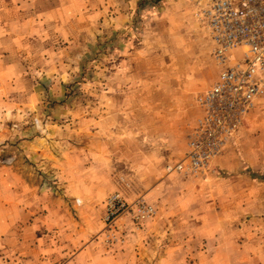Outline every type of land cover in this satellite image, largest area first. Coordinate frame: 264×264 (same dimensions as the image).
Wrapping results in <instances>:
<instances>
[{
    "label": "rangeland",
    "instance_id": "rangeland-1",
    "mask_svg": "<svg viewBox=\"0 0 264 264\" xmlns=\"http://www.w3.org/2000/svg\"><path fill=\"white\" fill-rule=\"evenodd\" d=\"M110 1L108 17L114 27L118 10L113 6L124 0ZM125 2L134 4V8L122 12L128 20L121 27L114 28L111 35L99 31L96 42L81 41L75 58L67 55L63 59L79 68H47L48 72L39 75L34 72L35 88L30 92L25 89L22 99L11 97L9 109L0 104V212L10 211V249L0 248V264H198L200 260L207 264H264V91L240 130L248 144L244 149L233 144L221 157L246 166L247 153L253 164L242 170L221 167V178L230 182L239 179L240 192L237 206L234 202L224 210L222 224L216 212L220 210L218 200L206 194L210 188L202 189L201 185L214 173L201 178L174 172L171 184L161 192L166 199H158L162 210L149 194L154 180L169 177L165 169L156 179L152 174L157 170L111 169L108 184L97 174L102 173L100 170H95V179H87L93 170H85L82 182L71 180L72 170H66L64 175L70 180L61 179L56 164L65 153L72 154V147L85 144V138L73 135L86 134L94 117L102 114V99L108 91L106 67L120 51L138 46L142 60L148 54L157 62L151 75L141 68L134 82L125 78L124 89L113 94L116 98L133 96L137 102L121 106L125 109L121 122L125 136L134 128L150 130L158 117L162 124L159 128L164 129L167 119L163 118L167 116L157 113L165 111L148 97L176 98L171 89L173 69L183 68L190 59L197 58L200 63L206 51L215 62L213 43L195 16L196 0ZM212 77V67L205 66L201 85L206 87ZM22 91L18 89L16 95ZM201 91L185 95L189 97L186 105L191 104L190 98L193 103ZM2 111L8 117L4 118ZM99 117L98 120L102 118ZM95 124L101 128V122ZM8 130L10 137L2 136ZM28 147L37 149L40 155L29 156ZM8 173L9 185L3 179ZM137 174L144 179H137ZM135 185L143 192L137 189L139 195H126L125 190H133ZM115 192L130 201L144 198L154 203L157 214L152 222L141 226L129 216L122 217L117 226L120 238L108 241L107 201ZM199 192L206 197L204 202L196 201L202 204L201 210L192 201V194L198 197ZM166 193L171 195L167 197ZM159 208L162 215L158 214ZM204 215L207 218L201 217Z\"/></svg>",
    "mask_w": 264,
    "mask_h": 264
},
{
    "label": "crops",
    "instance_id": "crops-1",
    "mask_svg": "<svg viewBox=\"0 0 264 264\" xmlns=\"http://www.w3.org/2000/svg\"><path fill=\"white\" fill-rule=\"evenodd\" d=\"M113 8L118 10V14L113 19L117 24L111 27L112 19L108 17V12L111 10L110 0H0V104L8 106L5 108L9 109L11 97L22 99L25 96V89L30 92L31 88H35L36 77L34 76L36 74L34 72L39 75L45 71L48 72L47 68H79L78 64L73 67L72 62V64L64 63L63 59L67 55L75 58L76 55L74 54L77 53L78 49L77 44H80L81 41H88L93 44L96 42L99 33L111 35L114 28L121 27L128 20V15H124L122 12L134 8V4L126 3L124 0L119 1L118 5L113 6ZM139 51L138 46L133 47L132 50L130 48L124 53L120 51L115 56V61L109 60L106 67L109 68L108 81L105 84L108 91L102 99V114H97V117H94L92 128L86 134L73 135L71 132V136L85 138V144L72 147V154L65 153L59 160L60 163L57 162L56 167L60 169L61 179L70 180V177L64 176L66 170H72L70 175L73 182H82L83 179H86V171L91 170L93 171L87 176V179H95V170H100L102 173L97 174H101L103 181L108 184V181H111V169L122 170L124 168L157 170V174H152L156 179V177H160L161 170L165 169L166 171L167 165L174 164L175 161L178 162L185 156L188 128L190 129L200 110L195 98H193V103L190 98L191 104L187 103L186 105L185 101L189 100V97L184 98V96L191 94L193 90L201 89V92H204L211 87L218 78L217 65L213 62L209 51H206L205 58L201 61L203 64L195 58L190 59L188 63L186 61L183 68L173 69L171 79L174 86L171 89H173L172 92L174 91L173 95H177L176 98L160 97L159 95L148 97L150 102L158 105V108L159 106L162 107V110L165 111L162 113L158 110L157 113L158 116L162 114L167 116L163 118L164 120L167 119L164 129L159 128L162 124L161 121L158 122L159 117L157 116L158 120L150 130L134 128L125 136L121 125L122 120H124L125 109L121 106L137 104V102L133 96L116 98L113 94L124 89L125 78L134 82L138 76L137 71L140 73L141 68L145 69L147 75H151V71L154 72L155 69L152 70V68H157V62L154 63L150 55L147 54V58L142 60L143 56ZM182 58L185 57L182 56ZM205 66L212 67L214 77L211 81H207L206 87H203L200 82ZM18 89L23 91L17 96ZM12 90H15V93ZM139 101L141 102V100ZM150 102L148 103L150 104ZM174 105L175 107H173ZM183 105L187 107H183ZM97 111L100 109L97 108ZM4 112L1 113L4 118L8 117V114ZM100 115L102 118L98 120ZM95 122H101V128H97L98 125ZM114 122H118L117 125ZM239 135L240 131L235 135L222 156L228 152L233 144L237 143L238 146L240 144L241 147L248 144L245 139L246 136ZM2 136L9 138L10 130L5 134L2 133ZM28 149L26 151H30L29 156L40 155L36 148V150L32 149L33 151L31 147ZM74 149L76 150L74 151ZM222 156L213 161L212 166L215 172L212 173L214 175L201 183L202 189L208 188L209 190L210 188L206 194L210 193L211 197L218 200L220 210L216 212H219L218 221L221 224L225 214L224 210L232 206L234 202H236V206L240 202L236 201L240 193L237 191L239 179L235 180L236 182H230L231 179L221 178V174L224 173L221 167L228 169L233 167V169L242 170L253 166L252 159L247 153H245L248 159L246 166L239 164L235 159L222 160ZM104 171L107 173L105 174ZM166 174L169 177L154 180L153 189L149 194V199L156 201V205L158 204L159 206H157L161 210L162 204L158 203L160 201L158 199L162 201L166 199L164 192H161L171 184L172 179L170 178L175 175L167 171ZM216 174H218L217 177H215ZM125 175L133 180L129 175ZM137 176V179L139 177L144 179L141 174H137ZM3 179L9 185L10 173ZM146 183L147 181L142 183V186ZM135 184L138 185L137 180H135ZM136 185L134 186L136 191L133 192L134 188L130 191L125 190L126 195L129 197L139 195L138 190L141 194L143 189L137 188ZM207 185L208 187H206ZM122 189L124 188L122 187ZM203 194L199 192L198 197L196 194H192V201L204 202L206 197ZM169 195L171 194L166 193L167 197ZM1 203L2 199H0ZM201 205H197L196 202L193 206L197 208L199 206L198 209L201 210ZM160 208L158 214L162 215ZM201 217L207 218L205 215ZM4 221L7 224L3 223ZM149 226L150 229L153 227L152 225ZM1 247L10 249L9 210L8 212H0ZM198 264H207V262L200 260ZM210 264L212 263L210 262Z\"/></svg>",
    "mask_w": 264,
    "mask_h": 264
},
{
    "label": "built area",
    "instance_id": "built-area-1",
    "mask_svg": "<svg viewBox=\"0 0 264 264\" xmlns=\"http://www.w3.org/2000/svg\"><path fill=\"white\" fill-rule=\"evenodd\" d=\"M195 11L213 43L219 74L195 97L200 113L190 126L186 154L166 170L203 178L215 172L213 161L243 128L264 91V0H196ZM156 214V205L144 198L130 201L113 193L105 220L108 241L120 238L122 217L141 226Z\"/></svg>",
    "mask_w": 264,
    "mask_h": 264
}]
</instances>
